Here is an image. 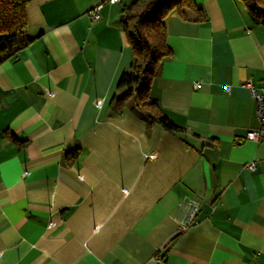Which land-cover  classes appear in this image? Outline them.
<instances>
[{
    "label": "crops",
    "instance_id": "1",
    "mask_svg": "<svg viewBox=\"0 0 264 264\" xmlns=\"http://www.w3.org/2000/svg\"><path fill=\"white\" fill-rule=\"evenodd\" d=\"M195 2L205 22L167 18L173 55L151 89L181 132L113 106L133 62L119 3L28 5L0 64V264H264V141L246 139L244 87L264 86V26L239 0Z\"/></svg>",
    "mask_w": 264,
    "mask_h": 264
},
{
    "label": "trees",
    "instance_id": "2",
    "mask_svg": "<svg viewBox=\"0 0 264 264\" xmlns=\"http://www.w3.org/2000/svg\"><path fill=\"white\" fill-rule=\"evenodd\" d=\"M33 0H0V64L15 51L16 39L28 26L27 7ZM251 21L264 26V0H239ZM177 14L185 21L204 23V11L195 0H134L123 7L121 23L133 52V62L118 83L121 92L113 100L119 114L129 109L139 115L148 126L163 125L171 132L184 129L176 125L164 112L160 103L151 97L153 82L165 59L173 55L167 40L166 20ZM79 151L66 155L74 164Z\"/></svg>",
    "mask_w": 264,
    "mask_h": 264
},
{
    "label": "built area",
    "instance_id": "3",
    "mask_svg": "<svg viewBox=\"0 0 264 264\" xmlns=\"http://www.w3.org/2000/svg\"><path fill=\"white\" fill-rule=\"evenodd\" d=\"M121 0H108V3L111 5H115L120 3ZM100 8L101 6L96 7L89 13V17L93 22H97L100 20ZM199 84L195 85V88H198ZM244 87L248 90L251 99L255 102L256 106V118L259 123V128L255 131H250L247 133L246 139L252 142H261L264 141V86L258 87L256 86L252 80H248L245 82ZM227 92H230V87L226 86ZM102 102H97V107H100ZM150 158H154V156H149ZM247 168L251 171H254L256 169L255 164L248 165ZM125 194H128L127 191H125ZM197 208H194L187 225H190L193 223L196 217ZM98 229V228H97ZM157 264H166L162 259L157 258L156 259Z\"/></svg>",
    "mask_w": 264,
    "mask_h": 264
},
{
    "label": "rangeland",
    "instance_id": "4",
    "mask_svg": "<svg viewBox=\"0 0 264 264\" xmlns=\"http://www.w3.org/2000/svg\"><path fill=\"white\" fill-rule=\"evenodd\" d=\"M134 0H122L121 3H119L120 5H118L120 8H123L126 5H129L133 2Z\"/></svg>",
    "mask_w": 264,
    "mask_h": 264
}]
</instances>
